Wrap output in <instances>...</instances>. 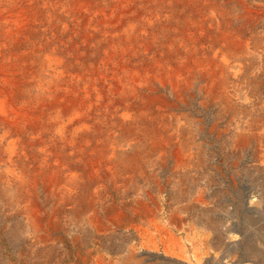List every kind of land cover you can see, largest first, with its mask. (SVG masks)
<instances>
[{
	"label": "bare ground",
	"instance_id": "obj_1",
	"mask_svg": "<svg viewBox=\"0 0 264 264\" xmlns=\"http://www.w3.org/2000/svg\"><path fill=\"white\" fill-rule=\"evenodd\" d=\"M82 41L88 61L73 51ZM253 51L264 0H0V201L33 245L70 247L71 264H146L137 251L158 249L162 232L203 263L214 242L185 214L206 195L167 207L154 169L191 164L190 148L169 145L194 106L235 113L237 80L250 100L257 82L239 55ZM119 232L134 237L123 258L102 245Z\"/></svg>",
	"mask_w": 264,
	"mask_h": 264
},
{
	"label": "rangeland",
	"instance_id": "obj_2",
	"mask_svg": "<svg viewBox=\"0 0 264 264\" xmlns=\"http://www.w3.org/2000/svg\"><path fill=\"white\" fill-rule=\"evenodd\" d=\"M73 51L76 54L80 51L78 54L80 61L83 59L88 61V58H91V55L88 58L83 56V53L90 52L88 44L84 41L79 43V47L73 48ZM239 56L242 57L243 62L250 64L253 84L257 82V89H253V85L251 87V101L246 102L241 98L243 97L242 88L244 91H248L249 88L237 80L230 88L232 91L235 90L233 94H240L234 101L235 113L223 112L215 106L206 109L194 106V109L192 108L189 112L188 123L184 121L188 129L181 128L178 132L180 140H172L169 145L170 149L182 147L183 154L190 148L191 164L184 160L178 170L174 168L173 161L168 160L164 167L162 161H156V164L160 166L156 165L154 169L155 173L162 178L160 181L165 188L164 201L167 207L169 203H173L172 208L186 206L197 196L206 195L201 207H193L189 213L185 214V217L190 220L188 222H199L204 228L200 231L209 235L214 242L213 248L209 249L210 256L201 264H230V262L231 264H264V52L253 51L245 57ZM230 60L233 66L235 59ZM237 110H240V114ZM178 126L175 130H178ZM240 132L249 134L252 141L237 140V142L235 137ZM187 138L189 140H185ZM146 185L145 180H140L135 187L138 188L136 190L143 191L147 188ZM17 212L16 207L8 206L0 201V264H71L74 252L70 247L62 243L51 248H39L33 245L27 238V233L24 232ZM72 229L76 233L83 234L86 245L91 241L90 236L84 235L83 228H77L76 225L72 226ZM160 234L154 238L158 242V249L150 248L146 251L139 248L137 251V256L143 258L146 264H198L191 252L183 254L185 258L182 259V252L176 246L177 242L169 239V235L166 236L163 232ZM133 240L134 237L128 236V233L119 232L112 237L111 241L103 240L102 245L107 252H110V255L123 258L125 247L133 243ZM170 241L174 243L173 246Z\"/></svg>",
	"mask_w": 264,
	"mask_h": 264
}]
</instances>
